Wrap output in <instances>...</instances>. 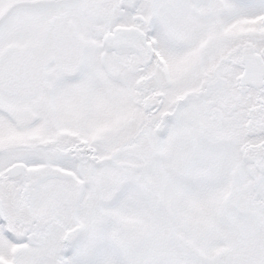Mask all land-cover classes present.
Masks as SVG:
<instances>
[{
	"label": "snow or ice",
	"instance_id": "1",
	"mask_svg": "<svg viewBox=\"0 0 264 264\" xmlns=\"http://www.w3.org/2000/svg\"><path fill=\"white\" fill-rule=\"evenodd\" d=\"M0 264H264V0H0Z\"/></svg>",
	"mask_w": 264,
	"mask_h": 264
}]
</instances>
